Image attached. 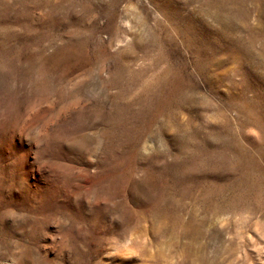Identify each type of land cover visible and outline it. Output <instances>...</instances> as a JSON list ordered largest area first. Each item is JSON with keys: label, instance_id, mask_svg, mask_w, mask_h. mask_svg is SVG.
<instances>
[{"label": "rangeland", "instance_id": "1", "mask_svg": "<svg viewBox=\"0 0 264 264\" xmlns=\"http://www.w3.org/2000/svg\"><path fill=\"white\" fill-rule=\"evenodd\" d=\"M0 264H264V0H0Z\"/></svg>", "mask_w": 264, "mask_h": 264}, {"label": "bare ground", "instance_id": "2", "mask_svg": "<svg viewBox=\"0 0 264 264\" xmlns=\"http://www.w3.org/2000/svg\"><path fill=\"white\" fill-rule=\"evenodd\" d=\"M204 262V261H203Z\"/></svg>", "mask_w": 264, "mask_h": 264}]
</instances>
